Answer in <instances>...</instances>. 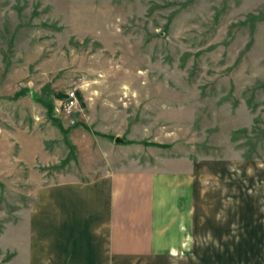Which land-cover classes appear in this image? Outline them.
I'll return each instance as SVG.
<instances>
[{"label": "rangeland", "instance_id": "374dc122", "mask_svg": "<svg viewBox=\"0 0 264 264\" xmlns=\"http://www.w3.org/2000/svg\"><path fill=\"white\" fill-rule=\"evenodd\" d=\"M138 163L167 207L264 224V0H0V239L44 187Z\"/></svg>", "mask_w": 264, "mask_h": 264}, {"label": "crops", "instance_id": "0c3cea01", "mask_svg": "<svg viewBox=\"0 0 264 264\" xmlns=\"http://www.w3.org/2000/svg\"><path fill=\"white\" fill-rule=\"evenodd\" d=\"M135 165L44 187L1 236L9 264H264V224L167 207L169 176Z\"/></svg>", "mask_w": 264, "mask_h": 264}, {"label": "built area", "instance_id": "2783aa9c", "mask_svg": "<svg viewBox=\"0 0 264 264\" xmlns=\"http://www.w3.org/2000/svg\"><path fill=\"white\" fill-rule=\"evenodd\" d=\"M76 106H77V98L75 96V92L73 91V92L69 93V96L67 97V101H66L65 107H64L65 113L71 117L72 112L74 111Z\"/></svg>", "mask_w": 264, "mask_h": 264}, {"label": "water", "instance_id": "95a60500", "mask_svg": "<svg viewBox=\"0 0 264 264\" xmlns=\"http://www.w3.org/2000/svg\"><path fill=\"white\" fill-rule=\"evenodd\" d=\"M116 141H117V142H123V141H125V139H122V138H120L119 136H117V137H116Z\"/></svg>", "mask_w": 264, "mask_h": 264}]
</instances>
